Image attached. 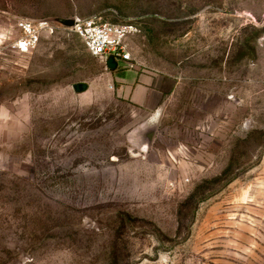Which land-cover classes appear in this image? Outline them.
I'll return each mask as SVG.
<instances>
[{"label": "rangeland", "instance_id": "rangeland-1", "mask_svg": "<svg viewBox=\"0 0 264 264\" xmlns=\"http://www.w3.org/2000/svg\"><path fill=\"white\" fill-rule=\"evenodd\" d=\"M96 15L138 25L165 106L58 24L14 48L20 19ZM0 264H264V0H0Z\"/></svg>", "mask_w": 264, "mask_h": 264}, {"label": "built area", "instance_id": "built-area-1", "mask_svg": "<svg viewBox=\"0 0 264 264\" xmlns=\"http://www.w3.org/2000/svg\"><path fill=\"white\" fill-rule=\"evenodd\" d=\"M16 28L19 37L14 43V48L18 53L25 55L33 52L42 37L48 32H53L55 27L45 20L20 19L16 23ZM70 31L81 40L93 58L105 64L109 59H113L117 65L134 67L128 41L139 32L136 23H110L102 16L96 15L75 18L74 27Z\"/></svg>", "mask_w": 264, "mask_h": 264}, {"label": "crops", "instance_id": "crops-1", "mask_svg": "<svg viewBox=\"0 0 264 264\" xmlns=\"http://www.w3.org/2000/svg\"><path fill=\"white\" fill-rule=\"evenodd\" d=\"M124 70L122 73L116 74L117 69L114 72L116 81L120 83L118 92L124 94L131 103L150 108L152 111L165 106L178 87V83L173 79L148 73L136 66Z\"/></svg>", "mask_w": 264, "mask_h": 264}, {"label": "water", "instance_id": "water-1", "mask_svg": "<svg viewBox=\"0 0 264 264\" xmlns=\"http://www.w3.org/2000/svg\"><path fill=\"white\" fill-rule=\"evenodd\" d=\"M47 22L51 23V24H58L68 30H71L73 29L74 27V22H75V18H72V19H62V18H56L54 20H46ZM106 66L108 69L114 71L117 69L118 65L114 62L113 59H109L107 62H106ZM73 91L75 93H79V92H83L84 90H86L87 86L84 85V84H78V85H73ZM153 118L150 120V124L152 123L153 124ZM154 133L155 131H150L148 133H146L144 135V140L146 142L147 145H150V143L152 142V139L154 137Z\"/></svg>", "mask_w": 264, "mask_h": 264}]
</instances>
